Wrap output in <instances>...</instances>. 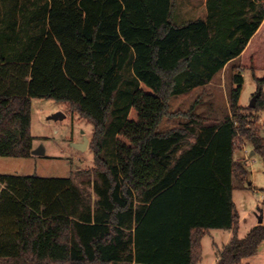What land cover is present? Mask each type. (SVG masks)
I'll return each instance as SVG.
<instances>
[{"label":"trees","instance_id":"obj_1","mask_svg":"<svg viewBox=\"0 0 264 264\" xmlns=\"http://www.w3.org/2000/svg\"><path fill=\"white\" fill-rule=\"evenodd\" d=\"M206 7L205 20L177 25L172 0H0V157H32L33 99L90 121L94 156L81 171L91 192L72 178L0 175V264H200L210 230L232 232L216 264L257 254L264 224L238 237L233 180L248 178L234 159L244 141L264 163V78L255 107L239 105L242 72L264 71V0ZM235 59L223 121L208 124L194 104L169 112ZM127 67L137 87L107 152ZM169 117L186 122L159 131Z\"/></svg>","mask_w":264,"mask_h":264},{"label":"rangeland","instance_id":"obj_2","mask_svg":"<svg viewBox=\"0 0 264 264\" xmlns=\"http://www.w3.org/2000/svg\"><path fill=\"white\" fill-rule=\"evenodd\" d=\"M235 65L236 62L231 63L218 73L211 84L205 88L206 92L202 97L200 96L203 89L196 88L188 94L171 98L169 112H187L194 104V112L207 118L208 124L223 121L229 114L227 99L229 89L232 87L231 68ZM242 76L243 84L239 105L249 107L257 91L256 79H263L264 71L245 70L242 72ZM136 87L137 81L134 79L131 69L127 67L123 72L122 82L114 95L113 107L106 125L104 144L107 152L112 150L114 135L127 115ZM65 109L64 103L51 100H32L31 134L35 138L34 145L43 147L44 155L32 156L27 159L0 157V175L72 178L80 187L91 192L89 182L93 180V177L82 174L81 171L93 167V153L89 148L78 150L73 144L81 143L84 138L90 140L93 125L86 119L71 115ZM58 112L63 113L65 117L58 120L49 119L50 116ZM257 118L260 135L264 136V112L258 113ZM185 122L186 119L182 117L164 118L158 130H169L179 127ZM252 151V144L249 141H244V148L234 153L235 159L245 160H236V162L245 164L249 173L244 183H239L236 179L233 180V184L236 186L233 191V201L238 214L237 235L239 238H243L258 220L262 219L261 221L264 222V163L257 154L251 155ZM221 236H216L213 232L203 236L200 264L215 263V246L212 245V237H214L218 248H221L223 243ZM244 263L264 264V242L259 246L257 254L245 259Z\"/></svg>","mask_w":264,"mask_h":264},{"label":"crops","instance_id":"obj_3","mask_svg":"<svg viewBox=\"0 0 264 264\" xmlns=\"http://www.w3.org/2000/svg\"><path fill=\"white\" fill-rule=\"evenodd\" d=\"M207 0H172L173 8H172V21L176 23L177 25H180L182 23H185L187 21L202 19L205 20L207 17V7H206ZM27 17L30 18V9L27 10ZM28 30L30 31V19L28 20ZM237 62V59L229 62L225 67H227L229 64ZM224 67V68H225ZM211 83L205 86L207 88ZM228 100V99H227ZM37 148V146L33 143V149ZM244 148V143L241 149ZM255 154L254 151L251 152V155ZM235 159V158H234ZM235 160H244V159H235ZM245 161V160H244ZM22 176H28V175H22ZM236 188V186H235ZM1 189V187H0ZM262 220V219H260ZM258 220L254 226L258 224H264L263 221L260 222ZM213 232L217 235H222L223 243L222 247L218 248V246L215 243L214 237H212V245L215 246V263L218 259V252L221 250L232 238V232L228 230H210L207 233ZM224 233V234H223ZM249 259V258H248ZM244 263V260L242 262Z\"/></svg>","mask_w":264,"mask_h":264},{"label":"water","instance_id":"obj_4","mask_svg":"<svg viewBox=\"0 0 264 264\" xmlns=\"http://www.w3.org/2000/svg\"><path fill=\"white\" fill-rule=\"evenodd\" d=\"M258 94H255L250 102L249 107L254 108L255 102L257 100ZM64 114L61 112L55 113L52 116L49 117V119L52 120H58L64 118ZM89 140L87 138H84L83 141L79 144H73V146L78 150H86L88 148ZM32 156H43L44 155V149L42 146H39L31 151ZM34 177V176H33ZM261 222V220H260Z\"/></svg>","mask_w":264,"mask_h":264}]
</instances>
